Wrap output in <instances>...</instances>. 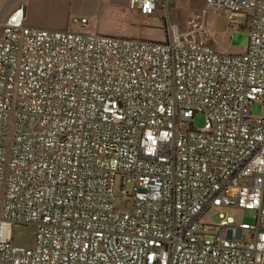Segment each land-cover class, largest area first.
Listing matches in <instances>:
<instances>
[{
	"label": "built area",
	"instance_id": "built-area-1",
	"mask_svg": "<svg viewBox=\"0 0 264 264\" xmlns=\"http://www.w3.org/2000/svg\"><path fill=\"white\" fill-rule=\"evenodd\" d=\"M24 1L0 26V264H264V0H204L164 39L31 26ZM208 8L246 17L242 52ZM214 206L253 220L200 222Z\"/></svg>",
	"mask_w": 264,
	"mask_h": 264
},
{
	"label": "rangeland",
	"instance_id": "rangeland-1",
	"mask_svg": "<svg viewBox=\"0 0 264 264\" xmlns=\"http://www.w3.org/2000/svg\"><path fill=\"white\" fill-rule=\"evenodd\" d=\"M10 1L11 0H0V19L10 8V4H12ZM201 1L202 0H181L179 11V15L183 18L180 21L181 23H183L184 19L191 13V5L195 6ZM73 3L75 5L73 12L77 17L83 15L86 16L87 19L90 18L93 21L92 27L89 29L82 30L81 28H77L73 31L145 39H162L165 32L164 18L168 30L170 29L169 16L163 10L161 11V15L156 16L154 22L149 23L146 20L148 15H142L138 11L130 9L124 0H73ZM171 5L176 7L177 1L172 0ZM76 24L82 26L90 25L77 21ZM206 24L217 45V50L225 53H239L246 47L248 42V23L246 24V17L244 15H235L233 20H229L227 13H223L214 8H208L206 11ZM175 25H178L179 31L184 29L181 24ZM230 26L233 28L230 29ZM122 32L126 34H121ZM260 113L261 104L257 102L253 107V114L258 115ZM203 124L204 115L202 113H197L194 118V126L201 127ZM10 143L11 139H9V145ZM119 188L120 181L119 178H117L115 184L116 193H118ZM124 188L128 191H132L134 188L133 181L128 180ZM126 200L127 197L118 199V205L122 207ZM0 204H2V200H0ZM244 211L245 210H238L233 207L214 206L201 217L200 222L216 224L219 221V212L233 216L237 220L241 218L242 213H245L246 219L252 221V213ZM13 236V242L15 244L32 246L36 240L35 227L33 225H14Z\"/></svg>",
	"mask_w": 264,
	"mask_h": 264
},
{
	"label": "crops",
	"instance_id": "crops-1",
	"mask_svg": "<svg viewBox=\"0 0 264 264\" xmlns=\"http://www.w3.org/2000/svg\"><path fill=\"white\" fill-rule=\"evenodd\" d=\"M176 1H177V5L176 7L174 6L175 7L174 8L171 5L172 0H170L169 18L172 24L174 25L181 24L184 28L186 27L187 22L190 20L191 16L204 7V0L197 3L195 6L191 5L193 7V8L192 7L190 8L191 13L187 16L186 19H184L183 23H181L180 21L183 19L179 15L180 7H181V0H176ZM10 2H12V4H10V8L0 19V26H1V23L6 19L9 11H11L12 8L20 2V0H11ZM24 2H25V22L28 25L50 28V29H68V30H75L77 28L86 30L92 27L93 21L90 18L86 22L90 24L88 26H85V25L82 26L80 24H76V21H74V19L80 18V17H77L73 12V9L75 8L73 0H25ZM124 2L127 4V0H124ZM163 11L166 12V10H163ZM142 15H145V14H142ZM81 17H86V16L82 15ZM155 18L156 16L148 15L146 17V20L149 23H151V22H154ZM86 23H83V24H86ZM164 27H165V24H164ZM121 34H126V33L122 32ZM164 38H165V32H164V37L162 39ZM215 46L217 47L216 43H215Z\"/></svg>",
	"mask_w": 264,
	"mask_h": 264
}]
</instances>
